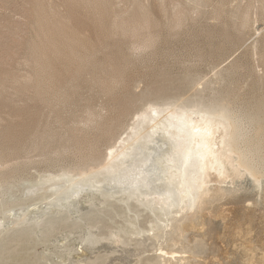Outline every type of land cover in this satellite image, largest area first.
<instances>
[{
  "label": "rangeland",
  "instance_id": "rangeland-1",
  "mask_svg": "<svg viewBox=\"0 0 264 264\" xmlns=\"http://www.w3.org/2000/svg\"><path fill=\"white\" fill-rule=\"evenodd\" d=\"M149 103L224 107L251 142L264 127V0H0V264H149L168 245L197 252L190 264H264V176L210 179L184 243L155 238L148 212L82 197L71 217L16 230L52 198L23 197L38 177L102 164Z\"/></svg>",
  "mask_w": 264,
  "mask_h": 264
},
{
  "label": "bare ground",
  "instance_id": "bare-ground-1",
  "mask_svg": "<svg viewBox=\"0 0 264 264\" xmlns=\"http://www.w3.org/2000/svg\"><path fill=\"white\" fill-rule=\"evenodd\" d=\"M197 105L149 103L134 113L125 131L108 147L102 164L79 174L61 172L38 177L23 197L48 190L52 198L44 210L34 212L32 209L30 213H19L12 221L16 230L32 226L42 230L50 216L69 218L73 212H77L82 197L108 206L113 202L120 203L124 214L137 213V218L140 212H148L150 231L155 230V238L160 240L161 234L169 231L167 239L171 244L181 242L179 234L188 230L191 232L190 229L196 224H192L195 221L193 212L212 198L211 194L208 195L211 190L208 184L212 183L210 179L217 178V183L221 184L226 179L246 174L258 184L264 176L260 171V161L254 160L256 153L262 149L260 143H264V127L258 130L251 142H247L241 118L224 107L202 108ZM196 128L201 131L196 133ZM1 219L0 235L6 226ZM133 221H128L132 228ZM7 230L10 231L9 228ZM117 236L116 232L112 233L109 241L118 242ZM93 238V234L86 233L83 241L91 246L89 242H93ZM181 243H184L183 240ZM189 246L193 248L196 245ZM162 248L153 250L155 256L153 254L154 258L149 264H190L197 261L195 256L199 247L193 248L197 249L194 254L193 250L189 251L188 256L185 254L190 249Z\"/></svg>",
  "mask_w": 264,
  "mask_h": 264
},
{
  "label": "snow or ice",
  "instance_id": "snow-or-ice-1",
  "mask_svg": "<svg viewBox=\"0 0 264 264\" xmlns=\"http://www.w3.org/2000/svg\"><path fill=\"white\" fill-rule=\"evenodd\" d=\"M194 131H195L196 133H199L201 130L198 129V128H196V129H194Z\"/></svg>",
  "mask_w": 264,
  "mask_h": 264
}]
</instances>
